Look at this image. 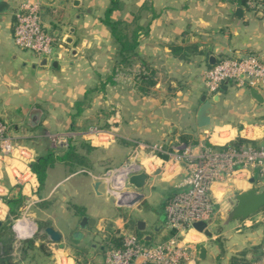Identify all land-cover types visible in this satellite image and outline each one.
<instances>
[{
	"label": "crops",
	"instance_id": "0c3cea01",
	"mask_svg": "<svg viewBox=\"0 0 264 264\" xmlns=\"http://www.w3.org/2000/svg\"><path fill=\"white\" fill-rule=\"evenodd\" d=\"M23 1L38 5L45 28L57 38L55 54L48 60L47 66L40 65L41 58L16 48L12 42L13 12ZM0 2L7 4V9L0 12L2 122V116L6 115L7 110H12L26 119L28 129H34L46 115L38 103L46 100L51 105L50 115L53 120L52 125L46 122L44 124V121L42 124L50 126L52 131L60 129L62 132L80 129L87 132L91 127H97L100 134L84 135L83 141L92 148L98 144L110 150L117 140L123 145L130 143L132 139L165 142L167 135L179 140L181 136H186L197 143L206 138L212 129L226 131L227 138L216 141L218 145L233 141L242 134L244 128H249L247 138L251 141L257 142L264 136V85L258 88L263 95V103L259 104L249 95V88L226 84L227 89L219 91V100L214 103L210 129L203 131L195 122L201 105L199 99L205 95L202 80L204 70L222 57H233L246 52L256 53L264 59V10L253 12L236 5L233 0H116L110 13L111 19L126 22L131 20L134 28H146V32L139 35L136 53L141 63L153 72L155 82L148 88L147 94L157 95L158 98L154 99L144 97L135 87L132 75L142 67L140 63L134 64L132 71L127 68L119 72L121 66L116 63L112 66L117 46L102 22L105 11L111 7V0ZM237 9L240 10L239 13L236 12ZM172 46L183 48L186 53L190 52L179 56L171 52ZM53 62L55 67L51 66ZM231 93L235 102L226 98ZM206 98L211 101L207 96ZM76 103H82L79 113L76 111ZM227 103L232 106L228 108ZM34 116L37 121L32 123ZM55 125L56 128L53 127ZM12 131L15 139L28 138L15 127ZM47 133L42 130L34 136L43 137ZM211 140L215 141L213 135ZM118 146L116 144V148ZM157 162L150 171L151 176L147 174L148 171L145 173L149 176L150 183L156 180L167 182L162 188L164 204L158 212H154L158 224L153 227V233L149 234L145 230H138L135 223L138 232L150 244L158 242L170 232L162 225L164 205L177 192L175 185L183 176L182 167L172 162ZM169 170L173 171L172 177L168 175ZM167 175L169 179H165ZM98 182L96 192L92 188L94 182L88 183L89 192L103 203L107 201L103 194L107 185L104 181ZM249 188L250 185L243 182H236L233 188L214 185L212 193L218 212L208 227L215 226L220 210L228 205L231 196L234 198L235 194ZM36 190L38 182L35 175L24 186H20L1 174L0 223L10 217L7 201L27 198ZM84 208L85 206L80 207V213L76 210L66 211L68 232L65 236L52 228L60 235L58 241L62 240V243L68 245L85 242L87 237L92 238L97 234L91 229L99 230L105 225L96 216L84 212ZM82 217L95 220V225L80 226ZM240 221L234 226L230 223L223 225V230L211 232L210 238L195 230L186 233L182 241L190 246L191 255L185 264H230L233 258L242 256L250 262L255 259L263 242V227L253 228L250 218ZM16 222L25 225L26 237L34 233L35 228L30 218L21 216ZM121 223L124 224L125 220L122 219ZM13 226L16 231L15 225ZM108 227L109 230L98 232V240L102 239V244L92 243L89 247L91 252L98 253V258L92 260L94 264H104L108 249L103 244L109 233L115 234L114 225L108 223ZM49 242L52 243L50 240ZM68 245H63L61 250L55 249L56 256L63 257L61 264H74ZM200 245L205 247L203 259L199 258ZM233 247L237 249L233 250ZM225 254L223 262L212 261L213 258L219 260ZM85 260L87 264H92L90 259Z\"/></svg>",
	"mask_w": 264,
	"mask_h": 264
},
{
	"label": "built area",
	"instance_id": "2783aa9c",
	"mask_svg": "<svg viewBox=\"0 0 264 264\" xmlns=\"http://www.w3.org/2000/svg\"><path fill=\"white\" fill-rule=\"evenodd\" d=\"M244 1L250 11L264 10V0ZM12 42L16 48L30 52L35 57L48 60L53 58L57 38L45 28L38 5L23 1L16 6L13 12ZM224 83L234 84L238 88L258 89L264 85V59L256 53L246 52L222 57L204 70V92L209 99L219 94L220 86ZM249 132V128H244L237 138L251 140L247 138ZM83 134L98 135L100 130L90 128ZM78 135L71 131L65 137L74 139ZM212 135L219 139L227 138L226 131L212 129L206 138L193 145L179 143L173 155L160 143L136 144L137 151L171 157L172 164L183 169V176L175 185L177 192L165 202L163 211L162 225L172 231L173 235L162 243L148 245L140 243L132 234L125 235L122 248L107 250L104 264H185L190 259L191 248L183 243L182 238L189 231H194V223L212 221L218 212L212 193L214 185L233 188L236 182H243L257 190L264 189V144L226 147L228 142L218 145L216 139L211 140ZM158 160L162 164L165 162L162 158ZM34 161V152L13 144L7 127L0 122V176L5 174L15 185L24 186L30 177H34L30 169ZM136 162L138 164L129 158L122 168L125 170L122 184L117 177L112 183L114 189L130 187L125 179L140 172L141 163L139 160ZM107 180L104 179L106 184ZM129 194L135 196V192L123 191L118 200L126 202ZM15 230L22 236L26 234L27 228L16 222ZM250 264H264V240L259 255Z\"/></svg>",
	"mask_w": 264,
	"mask_h": 264
},
{
	"label": "rangeland",
	"instance_id": "374dc122",
	"mask_svg": "<svg viewBox=\"0 0 264 264\" xmlns=\"http://www.w3.org/2000/svg\"><path fill=\"white\" fill-rule=\"evenodd\" d=\"M114 65L115 59L113 58L112 66ZM123 69L125 71L127 68L119 67L118 71L121 72ZM130 78L131 76H129V79ZM203 90L205 91L204 84ZM232 94L233 93L226 98L233 99ZM144 95V97L147 98H158V96L154 93ZM226 98H224V100H226ZM227 100L230 101L229 99ZM232 101L235 102L234 99ZM38 105L44 110L46 115L44 117L45 119L43 118L41 121L39 120V125L34 129H28L25 125L26 119L16 111L7 110L6 115L2 116L4 121L2 122V120H0V122L4 123L7 127L12 143L18 146H24L28 150H31L34 152L36 158L37 155H40V153H43L48 148L52 149L56 153H60L65 149L70 141H74L73 143L74 147L77 148V153L81 155L84 154L86 159L89 161V165L86 167L73 166L72 168H69L68 166L65 167L62 164L57 163L48 170V176L46 177V181L42 188H40L38 184V190H36L37 192L27 198L23 197L21 199L20 205L15 209L16 216L13 218L15 220L11 224L14 238L12 245V257L14 264H61L60 262L63 257L62 255H59V257L56 256L55 252H57V250H61L63 245L66 246L68 244L65 242L62 243V240L54 243L49 242V238L45 234L44 228H53L65 236L68 232L67 221L65 219L66 211L76 210L81 206H85L84 212L86 211L87 213L96 216L99 220L104 221L105 225L99 230L95 228H93V230L91 229V231H95V233H97L92 236L93 239L89 236V238H86L87 240L85 242H77L72 245H68L70 247H68L69 253L73 257L74 264H87V261L85 260L86 258L90 259V263H92L93 259L95 260V258H98L97 251L91 252L89 247L92 243H96L98 245L102 244V239L98 240L100 237L98 232L101 233L109 230L108 223L113 224L115 227H113L114 231L118 233L119 236L124 237L125 235L133 233L135 223L137 221H144L146 223L144 232L152 234L153 227L158 224V220L156 218L157 215L154 214V212H158L164 204L163 199L165 197L163 196L162 188L165 187L167 182L156 180L154 183H150L147 181L148 183L141 190V192H139L141 198L135 201V196H133L131 200L126 201L125 199L126 202L118 200L119 194L123 191L135 192L134 189L132 187L125 186L124 189L117 190L112 187V183H114L115 179L119 177V182L122 184L125 175V170H122V168L125 164H127L129 158L130 160L132 159V161H135L136 164H138L136 160L143 162L144 164L140 166V171H148L147 174L151 176L152 173L150 171L155 168L154 166L157 165L156 163H158V159L161 158L155 152L148 153L137 151V143H160L168 149V152L171 155H173L176 153L175 150L177 145L181 143L180 140L171 138L168 135L165 142H146L138 139H132L130 143L123 145L119 142V140H117L115 141V146L110 150H106L102 146L100 147L96 144V147L93 148V150L85 152L84 149L79 148V143L84 140V130L80 129L73 131L76 134H80L74 139H68L65 137L68 132H71L69 130H64L62 132L59 129L60 127H58L59 130L55 129V131H52L50 126H44L42 124L44 121V124L46 122L52 125L51 121L53 120V116L51 117V105H49L46 100L39 102ZM231 106L232 105L227 103L228 108ZM14 127L24 132V135L28 138L26 140H22L21 138L15 139L14 132L12 131V128ZM53 127L56 128L57 126L55 125ZM42 130L48 132L47 136L38 138L34 136L35 133L38 131L41 132ZM57 134L60 136H57ZM249 137H251V134ZM256 143L264 144V136L261 140H257ZM116 144L119 145L118 148H116ZM122 146L123 149H121ZM119 148L121 150H118ZM162 160L168 162L166 164L172 162L171 157H166V159ZM168 172L169 177H172L173 171L169 170ZM168 175L165 179H169ZM105 178H108L106 184L107 190H105L103 194L105 195L104 197L107 201L102 203L99 198L94 197L89 192L88 183L91 181H104ZM173 181L174 180L171 182L173 183ZM119 188H121V186H119ZM129 201H131V203H129ZM233 203L234 198L231 196L228 205L224 206L225 208L220 210L215 226L207 227L210 232L218 229L223 230L225 215L230 210ZM21 216L22 218H30L31 223L34 225V233L29 237H26V235L20 236L13 230V225H15L16 220L21 218ZM122 219L125 220V225L121 223ZM250 220L253 228L262 227L264 224V207L252 215ZM239 223H241V221L237 220L235 222H231L230 225L234 226ZM172 235L167 233L165 237L153 244L162 243L166 240V238ZM27 241H33V246H28L26 243ZM232 249L234 250L237 248L233 247ZM243 251L244 250H242V252ZM22 252L24 254H22ZM225 257L226 254L222 255L219 260L213 258L212 261L223 262Z\"/></svg>",
	"mask_w": 264,
	"mask_h": 264
},
{
	"label": "trees",
	"instance_id": "16d2710c",
	"mask_svg": "<svg viewBox=\"0 0 264 264\" xmlns=\"http://www.w3.org/2000/svg\"><path fill=\"white\" fill-rule=\"evenodd\" d=\"M236 5L241 6L247 9L244 0H233ZM111 7L105 11L104 18L102 19L103 24L108 28L111 38L115 45L117 46L115 52V63L118 66L129 68L136 64L140 63L142 67L132 75L135 87L142 93L147 94L148 88L154 85V75L153 72L148 70V68L141 63V59L136 53V48L138 45L139 35L144 34L146 32V28L142 27H133L134 23L130 20V22L113 20L110 18V13L114 9L116 5V0H111ZM133 27V28H132ZM171 52L174 54L186 55V50L183 48L172 46ZM235 86L234 84H231ZM82 103H76L77 113L80 112L81 108L79 107ZM74 141H70L68 145L62 150L60 153H56L52 149H46L40 155H37L36 160L31 164L30 169L31 172L35 175L39 187L42 188L46 181L47 172L50 168H52L55 164H62L65 167L72 168L73 166H83L86 167L89 165L88 159L84 154L77 153V148L74 147ZM180 142L183 144H195L196 141L189 140L186 136L180 137ZM241 145H251L256 146L258 143L251 140H246L242 138H236L233 141L228 142L225 146L229 147H239ZM79 148L85 150V152H89L93 150L88 144L84 141L79 143ZM162 159H166V156L160 155ZM21 198L15 199L13 201H7L8 206L10 207V217L0 223V264H14L12 252H13V232H12V223L15 219H13L15 214V209L20 205ZM76 209V208H75ZM80 208H77L76 211H80ZM81 212V211H80ZM79 212V213H80ZM264 231V224L262 225ZM173 232L170 231L169 235H172ZM138 241L142 244L148 245L150 243L146 242L141 233L138 232L136 227H134V231L132 233ZM264 240V238H263ZM28 246H33V241L26 242ZM106 249H118L123 246V237L119 236L116 232L115 234L109 233L105 240V244H103ZM22 254H24L22 252ZM250 261H246L244 256L240 258H233L230 264H250ZM94 264V263H92Z\"/></svg>",
	"mask_w": 264,
	"mask_h": 264
},
{
	"label": "water",
	"instance_id": "95a60500",
	"mask_svg": "<svg viewBox=\"0 0 264 264\" xmlns=\"http://www.w3.org/2000/svg\"><path fill=\"white\" fill-rule=\"evenodd\" d=\"M6 9H7V4L0 2V12ZM236 12L239 13L240 10L237 9ZM211 59L212 57H210V60ZM40 65L47 66L48 59L42 57L40 61ZM55 65H56L55 62L51 63L52 67H55ZM226 89H227L226 83L220 86L221 91H225ZM249 95L256 103L259 104L263 103V95L258 89L249 88ZM199 100L201 102V105L198 108L195 122L198 128L202 129L203 131H208L210 129L212 109L214 107V103L218 102L219 95L218 94L214 95L211 98V101H209L205 95H202ZM36 121L37 118L36 116H34L32 123H35ZM148 180H149V176L143 171L131 174L125 179V183L128 186L132 187L135 191V201L141 198L139 192L143 189V187L145 186ZM250 182L253 183V179H251ZM98 185H99L98 181L92 184V188L95 192ZM263 207H264V189L257 190L256 188L250 187L247 190L238 192L234 196V203L232 207L225 215L223 225H227L237 220L248 219ZM210 223L211 221H208L206 223L197 222L192 225V228L195 231L202 233L204 236L210 238L212 234L207 229ZM86 224L89 226H93L95 225V220L89 219L87 217H82L80 226H84ZM136 227L138 230L143 231L145 228V223L143 221H137ZM44 232L48 236L49 240L52 242H56L60 238V235L50 227L45 228ZM204 254H205V247L203 245H200L199 258L203 259Z\"/></svg>",
	"mask_w": 264,
	"mask_h": 264
},
{
	"label": "bare ground",
	"instance_id": "6f19581e",
	"mask_svg": "<svg viewBox=\"0 0 264 264\" xmlns=\"http://www.w3.org/2000/svg\"><path fill=\"white\" fill-rule=\"evenodd\" d=\"M214 138H215L217 141H223V140H224V139H222V138L219 139L218 137H215V136H214ZM132 197H133V194H131V195L129 194V196H128V200H131ZM129 203H131V201H129Z\"/></svg>",
	"mask_w": 264,
	"mask_h": 264
}]
</instances>
